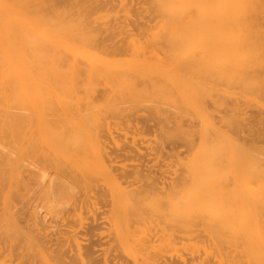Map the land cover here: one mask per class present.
<instances>
[{"label":"rangeland","instance_id":"374dc122","mask_svg":"<svg viewBox=\"0 0 264 264\" xmlns=\"http://www.w3.org/2000/svg\"><path fill=\"white\" fill-rule=\"evenodd\" d=\"M33 2L57 93L17 108L0 264H257L264 33L240 42L219 0Z\"/></svg>","mask_w":264,"mask_h":264},{"label":"bare ground","instance_id":"6f19581e","mask_svg":"<svg viewBox=\"0 0 264 264\" xmlns=\"http://www.w3.org/2000/svg\"><path fill=\"white\" fill-rule=\"evenodd\" d=\"M219 1V5L215 3L216 6H210L209 15L221 14L224 18L225 22L223 23L225 28H227V31L237 30L242 33V35L246 34V37L244 36L238 39L240 42L248 40L249 43V39H251L249 34H255L257 35V39L260 38V33H264V22L261 21V18H264V6L251 4L252 2L250 1L252 0ZM36 3L37 2L34 3L33 0H0V160H7L11 162V164H9V170L12 178L17 173V167L15 165L18 155L17 108L20 104L24 105L28 98L31 99L35 96L43 98L49 95L51 90L53 93H57L55 88L53 89L50 84L49 76L46 75L47 72H45V67L47 68V66H44L42 59H40V61H37L39 59H36V62L31 59V55L29 56L30 50L32 51L33 49L36 50V48H38L37 43L32 40L30 34L35 29H39L38 31H40L41 34H45L47 30L45 22L37 19L40 17L37 15L38 11H36V8L38 6H36ZM41 4L43 3L41 2L40 5ZM174 4L175 3H173V5ZM180 4H182V1ZM165 5L166 4H164V6ZM182 5H184V2ZM167 6L168 9H170L169 4ZM171 7L173 8L174 6ZM41 8L42 7H40V9ZM175 8L177 9L176 5L173 9ZM168 11L170 12L171 10ZM177 11L176 12L179 13L178 9ZM45 13H47V11H45ZM42 15L45 14L42 13ZM47 15L49 14L47 13ZM61 21L63 23L65 22V20ZM52 22H55V20ZM58 22L57 24L60 26L69 25V21H66L67 24H59ZM63 28L67 27L63 26ZM23 29L25 30V33L27 32V34L23 35L22 33L24 32L22 31L20 34V30ZM38 50L39 51L37 53H40L41 55L43 51H46L41 46ZM65 58L66 60H69L67 57ZM90 136V145L95 148L98 144V133L96 129L92 131ZM1 169L2 167L0 170ZM9 187L10 189L12 188L11 186ZM256 249L257 264H264V237L258 238ZM185 261L186 260L184 259L182 263Z\"/></svg>","mask_w":264,"mask_h":264}]
</instances>
